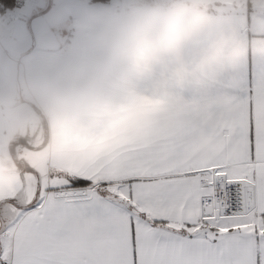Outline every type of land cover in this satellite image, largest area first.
<instances>
[{
    "label": "snow or ice",
    "instance_id": "snow-or-ice-1",
    "mask_svg": "<svg viewBox=\"0 0 264 264\" xmlns=\"http://www.w3.org/2000/svg\"><path fill=\"white\" fill-rule=\"evenodd\" d=\"M5 9L29 38L63 22L54 0ZM183 87L161 112L119 104L0 151V264H264V48Z\"/></svg>",
    "mask_w": 264,
    "mask_h": 264
},
{
    "label": "crops",
    "instance_id": "crops-1",
    "mask_svg": "<svg viewBox=\"0 0 264 264\" xmlns=\"http://www.w3.org/2000/svg\"><path fill=\"white\" fill-rule=\"evenodd\" d=\"M127 1L130 10L120 0H54L64 6L62 24L47 33L34 28L30 38L14 22L16 9L0 12V139L26 134L31 110L47 115L46 145L54 134L75 135L69 118L86 123L119 104L136 117L161 112L185 81L264 48V0ZM210 4L226 6L208 11ZM129 32L149 39L142 55L121 42ZM253 99L259 108V94Z\"/></svg>",
    "mask_w": 264,
    "mask_h": 264
},
{
    "label": "rangeland",
    "instance_id": "rangeland-1",
    "mask_svg": "<svg viewBox=\"0 0 264 264\" xmlns=\"http://www.w3.org/2000/svg\"><path fill=\"white\" fill-rule=\"evenodd\" d=\"M115 2V0H108V2ZM121 4L123 5L122 7L123 10H130L133 6V4H126L127 0H120ZM168 2V0H166ZM107 3V2H106ZM140 5H143L142 3ZM146 6V5H145ZM219 6H226L221 5V4H210L206 6V10L212 11L214 7H219ZM234 6V4H233ZM30 111V109H29ZM32 117L30 118L27 133H23L22 129H20V133L16 134L13 138V140H8V139H0V151H10L13 157H17V153L23 149V144L21 143L22 141L27 142L32 145H41V146H46V141H47V115L46 113L36 116V113L30 111ZM40 120V123L39 121ZM41 124V125H40ZM26 151V150H24Z\"/></svg>",
    "mask_w": 264,
    "mask_h": 264
},
{
    "label": "clouds",
    "instance_id": "clouds-1",
    "mask_svg": "<svg viewBox=\"0 0 264 264\" xmlns=\"http://www.w3.org/2000/svg\"><path fill=\"white\" fill-rule=\"evenodd\" d=\"M121 42L132 52V54L142 55L149 43V39L135 32H129L121 38Z\"/></svg>",
    "mask_w": 264,
    "mask_h": 264
},
{
    "label": "trees",
    "instance_id": "trees-1",
    "mask_svg": "<svg viewBox=\"0 0 264 264\" xmlns=\"http://www.w3.org/2000/svg\"><path fill=\"white\" fill-rule=\"evenodd\" d=\"M91 1L102 2V3H106V2H108V0H91Z\"/></svg>",
    "mask_w": 264,
    "mask_h": 264
}]
</instances>
